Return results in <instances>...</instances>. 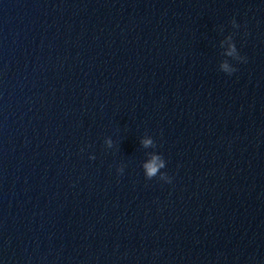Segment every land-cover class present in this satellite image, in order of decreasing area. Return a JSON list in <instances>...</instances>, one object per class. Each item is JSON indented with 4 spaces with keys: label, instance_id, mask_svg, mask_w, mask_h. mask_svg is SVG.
Wrapping results in <instances>:
<instances>
[{
    "label": "water",
    "instance_id": "water-1",
    "mask_svg": "<svg viewBox=\"0 0 264 264\" xmlns=\"http://www.w3.org/2000/svg\"><path fill=\"white\" fill-rule=\"evenodd\" d=\"M0 264H264V0H0Z\"/></svg>",
    "mask_w": 264,
    "mask_h": 264
},
{
    "label": "clouds",
    "instance_id": "clouds-1",
    "mask_svg": "<svg viewBox=\"0 0 264 264\" xmlns=\"http://www.w3.org/2000/svg\"><path fill=\"white\" fill-rule=\"evenodd\" d=\"M233 51H235V49H233ZM230 54H231V53H230ZM242 60H243V61H246V58H245V57H242ZM224 67H225V69L228 68L227 65H225ZM236 70H237V69H236ZM236 70H233V71H236ZM143 143H144V145L147 147V146H149V145L152 144V140L148 139V140H145ZM157 160H159V157H155V156H154L153 159H152V162H151V163H148V164L145 165V168L147 169V176H148L149 178L155 176V174L157 173L159 167H163V166H164V165H163V162H161V163L158 165V164L156 163Z\"/></svg>",
    "mask_w": 264,
    "mask_h": 264
}]
</instances>
